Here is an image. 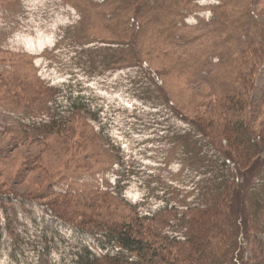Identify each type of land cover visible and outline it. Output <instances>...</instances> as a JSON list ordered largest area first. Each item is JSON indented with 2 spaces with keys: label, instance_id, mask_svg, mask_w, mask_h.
Wrapping results in <instances>:
<instances>
[{
  "label": "rangeland",
  "instance_id": "1",
  "mask_svg": "<svg viewBox=\"0 0 264 264\" xmlns=\"http://www.w3.org/2000/svg\"><path fill=\"white\" fill-rule=\"evenodd\" d=\"M28 14L41 21L36 38ZM72 74L127 103L176 111L238 160L219 145L226 135L216 134L240 120L264 133V0H0V191L61 203L68 199L54 189L68 190L95 201L92 215L130 222L132 210L102 197L116 158L84 112L50 134L16 126L17 117L47 116L52 86ZM198 153L189 141L163 144V176L186 187L198 173ZM263 161L264 154L236 172L229 209L215 219L235 233L224 240L232 264L264 263L245 200Z\"/></svg>",
  "mask_w": 264,
  "mask_h": 264
},
{
  "label": "trees",
  "instance_id": "2",
  "mask_svg": "<svg viewBox=\"0 0 264 264\" xmlns=\"http://www.w3.org/2000/svg\"><path fill=\"white\" fill-rule=\"evenodd\" d=\"M33 17L25 20L36 38L41 21ZM50 95V113L37 120L17 117V128L64 131L67 116L84 112L116 158V176L102 197L127 206L133 219L119 225L102 220L88 212L97 206L93 199L68 190L54 189L53 194L68 199L61 203L0 191V264H232L233 247L224 240L235 233L215 219L229 209L236 172L264 154V133L250 132L244 120L225 125L216 135H226L219 145L225 142L236 154L238 160L231 162L195 122L172 109L127 103L75 74L55 82ZM183 141L199 152L198 173L184 188L163 176L157 155L163 144ZM246 188L251 237L262 254L264 161ZM157 223L164 231H154ZM12 230H17L13 238Z\"/></svg>",
  "mask_w": 264,
  "mask_h": 264
}]
</instances>
